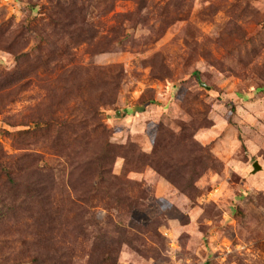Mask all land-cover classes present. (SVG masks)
<instances>
[{"label":"rangeland","instance_id":"1","mask_svg":"<svg viewBox=\"0 0 264 264\" xmlns=\"http://www.w3.org/2000/svg\"><path fill=\"white\" fill-rule=\"evenodd\" d=\"M0 264H264V0H0Z\"/></svg>","mask_w":264,"mask_h":264},{"label":"water","instance_id":"2","mask_svg":"<svg viewBox=\"0 0 264 264\" xmlns=\"http://www.w3.org/2000/svg\"><path fill=\"white\" fill-rule=\"evenodd\" d=\"M198 82L199 84L204 87V88H208V86H206V84H204L202 81H200V79L198 78Z\"/></svg>","mask_w":264,"mask_h":264}]
</instances>
